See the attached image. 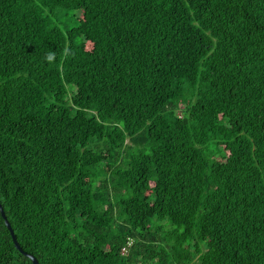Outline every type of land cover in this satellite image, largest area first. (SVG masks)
<instances>
[{
  "label": "trees",
  "instance_id": "1",
  "mask_svg": "<svg viewBox=\"0 0 264 264\" xmlns=\"http://www.w3.org/2000/svg\"><path fill=\"white\" fill-rule=\"evenodd\" d=\"M0 205L38 264H264V0H0Z\"/></svg>",
  "mask_w": 264,
  "mask_h": 264
},
{
  "label": "water",
  "instance_id": "2",
  "mask_svg": "<svg viewBox=\"0 0 264 264\" xmlns=\"http://www.w3.org/2000/svg\"><path fill=\"white\" fill-rule=\"evenodd\" d=\"M0 213H1L2 217L4 218V222H5L6 226H7V228H8L9 231H10V234H11V236H12V239H13L14 245L16 246L17 249H19L20 251H22L21 247H20L19 244L17 243V240H16V237H15V235H14V233H13V230H12V228H11L9 222H8L7 219H6V216H5V214H4V211H3L1 205H0ZM22 252H23V251H22ZM23 253H25V252H23ZM25 254H26V253H25ZM26 255H28V257L31 259V263H30V264H38V261H37V259H36L35 257H33L32 255H29V254H26Z\"/></svg>",
  "mask_w": 264,
  "mask_h": 264
},
{
  "label": "rangeland",
  "instance_id": "3",
  "mask_svg": "<svg viewBox=\"0 0 264 264\" xmlns=\"http://www.w3.org/2000/svg\"><path fill=\"white\" fill-rule=\"evenodd\" d=\"M70 13H72V12H69V14H70ZM63 21H66L65 26H70V25L73 24V20H70V19H65V20H63ZM61 22H62V21H61Z\"/></svg>",
  "mask_w": 264,
  "mask_h": 264
},
{
  "label": "built area",
  "instance_id": "4",
  "mask_svg": "<svg viewBox=\"0 0 264 264\" xmlns=\"http://www.w3.org/2000/svg\"><path fill=\"white\" fill-rule=\"evenodd\" d=\"M131 244V241L129 240V241H127V245H130ZM122 251H125L126 249H125V247H122V249H121Z\"/></svg>",
  "mask_w": 264,
  "mask_h": 264
}]
</instances>
